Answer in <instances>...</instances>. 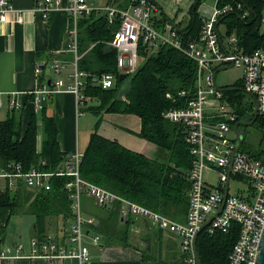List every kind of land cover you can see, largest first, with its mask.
Here are the masks:
<instances>
[{
    "label": "built area",
    "instance_id": "2783aa9c",
    "mask_svg": "<svg viewBox=\"0 0 264 264\" xmlns=\"http://www.w3.org/2000/svg\"><path fill=\"white\" fill-rule=\"evenodd\" d=\"M197 1L199 36L185 41L181 36L182 30L176 23L169 19L160 21L164 12L154 0H130L131 10L119 8L112 1L104 6H95L89 0H68L66 9L73 21L68 50L76 53L74 71L67 78L60 77L64 66L59 59L52 60L50 68L56 77L43 82L32 93L35 109L40 112L49 97L61 90L71 91L76 96L79 107H82L85 100L83 88L88 76H92V80L103 88L114 87V74L90 75L77 66L80 57L79 20L82 15H88L92 11L106 14L110 22L120 16V26L109 44L118 51L117 66L121 73L132 74L137 70L141 61L138 50L141 40L155 48L162 45L173 47L194 59L197 65L195 86L177 92L175 99L179 106L163 112L165 119L185 127L186 142L193 156L192 166L188 171L190 188L186 221H177L82 178L80 164L84 153L79 150L72 154L71 162L65 169L60 168L54 172L35 167L24 171L22 164H10L0 172V177L5 179V187L9 190H15L22 185L37 193L50 189L52 176L74 177L66 184V188L71 190L69 197L73 209V221L64 235L67 244L59 242L51 233H47L44 239L32 237L31 253L27 257L76 258L78 264H88L91 260L90 245H99L102 235L92 231L91 226L96 220L85 214L82 204L84 196L96 199L106 208L113 202H119L123 217L137 215L152 222L162 231L178 235L180 261L183 264H198L194 237L203 223L216 214L202 232L207 229L210 235L218 232L236 233L237 237L226 264H259L264 231V151L263 158H260L254 154V150L244 151L242 146L237 149L238 139L234 125L245 119H240L239 114L231 110L229 100L220 89L223 86L216 82V76L221 67L242 68V87L255 95L258 118L262 119L264 125V45L246 50L240 43L237 32L229 33L226 24L222 23L231 13H240L245 19L252 14L241 0L223 4L221 0H214L212 4L206 0ZM63 3L64 0H37L35 8L48 15L52 10L63 6ZM11 13L17 14L16 22H25L23 9H17L12 0H0V23L7 22ZM222 24L225 25L227 34L221 29ZM36 73H42L41 66H37ZM8 105L12 110L22 108V102L16 98L10 99ZM211 174L216 175V183L210 180ZM1 187L0 185V189ZM226 187L227 197L218 213L224 201ZM23 250L24 244L17 243L3 249L0 257L17 258L24 255ZM201 264L206 263L201 260Z\"/></svg>",
    "mask_w": 264,
    "mask_h": 264
},
{
    "label": "trees",
    "instance_id": "16d2710c",
    "mask_svg": "<svg viewBox=\"0 0 264 264\" xmlns=\"http://www.w3.org/2000/svg\"><path fill=\"white\" fill-rule=\"evenodd\" d=\"M233 1L221 0V4ZM241 1L253 9L254 13L247 19L242 18L240 13H231L222 23L226 24L229 33L237 32L240 43L246 50H253L264 44V35L259 34L258 27L264 1ZM193 6L187 24H177L185 41L199 36L197 6L195 11ZM162 15L161 22L169 19L164 13ZM120 23V16L110 22L106 14L97 11L84 14L79 20L78 54L82 55L77 62L79 69L90 75L112 73L116 77L112 88H103L92 80V76L86 79L82 109L91 112L97 119L89 143L83 151L80 174L88 181L184 222L189 210L188 171L192 166L193 156L186 142L185 127L165 119L163 112L179 106L175 99L177 92L195 86L197 65L194 59L173 47L162 45L155 48L141 40L138 50L142 60L137 70L120 79L118 51L109 44ZM40 75L42 84L46 81L42 77L43 68ZM228 94L232 96L228 98ZM237 94L236 91H224L228 100H232ZM45 103L40 117L43 125L41 152L37 151L39 117L36 114L32 115L25 131L20 119L15 116L0 121V169L20 163L24 171L35 167L54 172L60 168L65 169L71 162V157L60 148L57 124L54 117L45 113ZM109 112L139 116L141 130L138 135L156 145L155 155L149 156L131 150L117 140L101 136L98 129L104 113ZM239 118L244 117L239 113ZM253 118L254 113H250L248 120ZM259 119L260 117L256 121ZM263 151L264 145L255 149L254 154L263 158ZM73 179L70 175L52 176L50 189L38 191L32 201L31 197L35 192L22 185L15 192L8 188L0 189V235H5L11 217L21 210L23 202H28L29 211L35 217L36 232L41 233L37 235L38 238L46 237L47 219L50 217L58 218L61 227L69 225L73 221V209L69 197L71 190L66 188V184ZM115 204L104 222L99 221L97 225L95 222L91 228L103 234L109 245L135 246L131 243L129 226L121 224L117 217L119 202ZM236 237L235 232L210 235L205 229L197 241L202 262L226 264ZM153 241L159 247L163 245L164 236L161 231L153 235L152 247ZM142 253L144 262L150 257L155 258L152 249L148 251L144 248Z\"/></svg>",
    "mask_w": 264,
    "mask_h": 264
},
{
    "label": "crops",
    "instance_id": "0c3cea01",
    "mask_svg": "<svg viewBox=\"0 0 264 264\" xmlns=\"http://www.w3.org/2000/svg\"><path fill=\"white\" fill-rule=\"evenodd\" d=\"M12 1L17 9L25 11V22L23 24L16 22L17 14L11 13L7 22L0 23V102H2L0 121L15 116L20 119L23 131H25L32 115L36 114L39 117L37 151L41 152L43 125L40 117L42 112L36 111L32 94L39 87L41 81V75H37L36 68L37 66L43 68L44 75L42 77L46 81L54 78L50 68V62L54 59H59L64 66L60 77L67 78L74 71L76 53L68 50L67 47L73 21L71 14L66 9L68 0H64L63 6L57 7L48 15H44L35 8L37 0ZM89 1L95 6H104L112 1L119 8L128 10L132 8L130 0ZM186 24L187 22L184 26ZM79 56L81 58L82 55ZM67 84L70 85L69 80H67ZM12 98L22 102L20 110L9 108L8 101ZM45 106V113L55 118L61 150L69 157L76 150L83 152L89 143L97 118L91 112L84 111L82 107H79L76 96L67 90H61L51 95ZM81 122H84V134ZM140 130L141 119L139 116L131 113L109 112L104 113L98 133L108 139L119 141L131 150L154 156L156 145L140 137L138 135ZM0 185L1 189L7 188L4 178L0 177ZM16 189L10 191L15 192ZM115 203L113 202L106 208L94 198L85 197L83 199L85 214L94 217L96 225L99 221L104 222L110 209L116 205ZM94 205L99 209H94ZM119 207L117 217L121 224L129 226L131 243L135 246L109 245L105 242L103 234L96 231L102 235V242L99 245H90L91 260L88 264H144L141 245L144 242L151 245L153 235L157 231L162 232L164 241L179 240L175 233L162 231L152 222L140 216L123 217L121 203H119ZM70 224L61 227L58 218L50 217L47 219L46 234L52 232L59 242L67 244L64 235ZM36 231L35 217L29 211L28 202H23L21 210L11 217L5 235H0V252L8 246L23 243L24 255L17 258L0 257V264H78L76 258L27 257L31 253V238L38 237Z\"/></svg>",
    "mask_w": 264,
    "mask_h": 264
},
{
    "label": "rangeland",
    "instance_id": "374dc122",
    "mask_svg": "<svg viewBox=\"0 0 264 264\" xmlns=\"http://www.w3.org/2000/svg\"><path fill=\"white\" fill-rule=\"evenodd\" d=\"M157 2L162 8L164 14L171 19L176 24H181V26L188 22L191 16V7L194 4V0H154ZM207 3H214V0H206ZM161 15V14H160ZM258 23V22H257ZM257 25V24H256ZM221 29L225 34H227V30L224 24H222ZM259 34L264 35V5L262 6L260 13V24H259ZM264 45V44H263ZM262 45V46H263ZM142 60V58H140ZM56 77V75H54ZM216 82L219 86L227 87V86H243V70L240 67H230L224 70H221L217 73ZM238 94L232 99L229 100L230 108L232 111L239 112L245 118L244 121L249 122L250 113H254V102L253 99L245 92L236 91ZM232 95L228 94L227 97L230 98ZM238 113V114H239ZM84 122H81L82 133L84 134ZM239 130L241 134L244 136V142L242 145V150L244 151H253L258 147L264 145V125L263 121L260 118L258 121L249 126H239ZM84 136V135H83ZM210 180L216 183V175H209ZM233 183V182H232ZM234 189V184L231 186V191ZM36 196V193L31 197V201ZM82 197V204L83 199ZM94 209H99L98 206H93ZM93 232L97 230L95 228L92 229ZM2 229H0V233ZM53 234L52 232H50ZM37 235L41 233H36ZM47 235V234H46ZM137 241V240H136ZM141 242V241H138ZM142 243V242H141ZM154 250L152 247V252L154 253L155 258H148L144 264H183L180 261L181 253L179 247V240L168 242L164 241L163 245L159 247V244L154 242ZM144 248L148 247V243L144 242L141 245Z\"/></svg>",
    "mask_w": 264,
    "mask_h": 264
},
{
    "label": "water",
    "instance_id": "95a60500",
    "mask_svg": "<svg viewBox=\"0 0 264 264\" xmlns=\"http://www.w3.org/2000/svg\"><path fill=\"white\" fill-rule=\"evenodd\" d=\"M197 2L196 1L194 3V8H193V11H195V8L197 6ZM248 9L254 13L253 9L249 8ZM180 29V28H179ZM181 30V29H180ZM231 66H226V67H221L219 68L217 71H220V70H224V69H227V68H230ZM126 73H121L120 74V79H123L126 77ZM221 90L223 91H244L245 93H247L255 102V111H254V118L247 122V121H244V120H240V121H237L236 124L234 125V130H235V133H236V136H237V139H238V146H237V149H239L242 144H243V141H244V138H243V135L240 133V130H239V126L240 125H243V126H249V125H252L253 123H255V121L257 120L258 118V102H257V99L255 97V95L252 93V92H249L248 90H246L245 88H239L237 86H227V87H223V88H220ZM227 197V187L225 189V195H224V201L218 211V213L222 210L223 206H224V202H225V199ZM216 216L213 215L211 218H209L205 223H203V225L201 226L200 230L197 232V234L195 235L194 237V250H195V255H196V259H197V263L198 264H201V260H200V257H199V254H198V248H197V241H198V237L200 235V233L202 232V230L211 222V220ZM148 251L151 250V245L149 244L148 245V248H147ZM259 264H264V231H263V234H262V239H261V254H260V257H259Z\"/></svg>",
    "mask_w": 264,
    "mask_h": 264
},
{
    "label": "flooded vegetation",
    "instance_id": "af4514ba",
    "mask_svg": "<svg viewBox=\"0 0 264 264\" xmlns=\"http://www.w3.org/2000/svg\"><path fill=\"white\" fill-rule=\"evenodd\" d=\"M229 87V86H228ZM237 87H239V88H242V86H237ZM240 91V90H239ZM240 92H242V91H240ZM244 92V91H243ZM253 102H254V100H253ZM254 107H255V102H254ZM248 122V121H247Z\"/></svg>",
    "mask_w": 264,
    "mask_h": 264
}]
</instances>
